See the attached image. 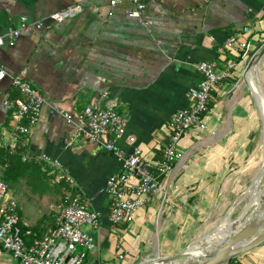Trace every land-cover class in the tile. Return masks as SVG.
Instances as JSON below:
<instances>
[{"label": "crops", "instance_id": "obj_1", "mask_svg": "<svg viewBox=\"0 0 264 264\" xmlns=\"http://www.w3.org/2000/svg\"><path fill=\"white\" fill-rule=\"evenodd\" d=\"M145 2L143 18L135 19L126 14L133 8L131 0L114 8L108 0H0V68L7 73L0 79V148H10L16 126L26 123L17 116L15 101L21 94L12 86V77L23 75L47 100L37 125L15 147L21 149V158L27 157L22 161L31 170L10 186L9 193L18 203L21 229L30 240L42 237L54 228L62 210L64 184L52 183L56 171L40 157L59 160L90 210L101 214L100 229L88 231L97 248L85 264H150L154 258L181 254L199 241L196 237L218 228L210 230L211 225L223 217L231 220V204L241 195L254 197L257 180L264 189V146L259 145L264 70H259L257 83L247 68L264 48V0ZM79 4L82 10L63 23L46 20L53 12ZM23 17L44 25L23 31L10 46L8 34L21 28ZM232 36L249 46L245 56L244 50L221 54ZM225 55L237 60V66L231 79L212 93L206 130L187 132L179 145L183 159L160 180L132 223L114 227L104 189L122 166L100 145L83 139L68 144L85 126L79 113L89 105L113 107L128 119L126 137H135L145 158L156 161L170 118L189 107L190 90L202 80L196 65L223 61ZM126 137L118 143L123 153L133 147ZM119 240L124 260L117 257ZM232 261L264 264V241ZM0 264L19 263L0 246Z\"/></svg>", "mask_w": 264, "mask_h": 264}, {"label": "built area", "instance_id": "obj_2", "mask_svg": "<svg viewBox=\"0 0 264 264\" xmlns=\"http://www.w3.org/2000/svg\"><path fill=\"white\" fill-rule=\"evenodd\" d=\"M124 2L125 0H108L112 8ZM131 4L133 8H128L126 14L135 19L143 18L147 9L145 0H131ZM81 10L80 4L73 5L66 12L51 13L46 20L60 24ZM43 25V21L29 23L28 19L23 17L21 28L8 34V44L14 46L23 31L39 29ZM3 44L4 38L0 36V46ZM248 49L247 44L232 36L220 50L221 54L226 50H244L245 56ZM236 66L235 61H230L219 71L215 61H203L196 65L202 80L190 90L189 107L177 111L170 118L166 140L156 161L145 158L141 147L136 146L135 137H126L128 119L113 107L100 109L89 105L79 113L78 118L85 126L71 135L68 144L83 139L88 143L100 145L116 156L122 166L120 173L108 178L104 189L110 199L108 218L114 227L132 223L149 195L157 191L160 180L171 172L177 161L183 159L179 145L187 132L191 129L206 130L205 119L209 113L212 93L218 89L221 81L232 77ZM6 75V71L0 68V79ZM12 86L21 94V98L15 101L17 116L26 120L25 124H18L12 133L10 149L14 151L16 145L27 137L39 122L47 100L23 75L12 77ZM65 118L68 122L71 121L69 114H65ZM124 137L133 146L128 153H123L118 147ZM40 159L56 171L52 183L64 184L62 210L55 219V226L42 237L34 238L28 245L22 236L18 203L10 195L7 183L0 178V246L19 264H85L88 254L97 248V241L90 232L84 231L83 227L89 226L98 231L101 227V214L90 210L89 201L76 192L75 180L59 160L48 155H43ZM22 160L27 161V157ZM117 249V257L124 260L125 253L121 251L120 240L117 242Z\"/></svg>", "mask_w": 264, "mask_h": 264}, {"label": "water", "instance_id": "obj_3", "mask_svg": "<svg viewBox=\"0 0 264 264\" xmlns=\"http://www.w3.org/2000/svg\"><path fill=\"white\" fill-rule=\"evenodd\" d=\"M238 222L237 225H235ZM215 233V232H214ZM208 237L189 245L185 252L170 258L149 260L150 264H230V262L264 241V189L258 207L244 221H234L230 232L212 241L211 245L202 247Z\"/></svg>", "mask_w": 264, "mask_h": 264}, {"label": "rangeland", "instance_id": "obj_4", "mask_svg": "<svg viewBox=\"0 0 264 264\" xmlns=\"http://www.w3.org/2000/svg\"><path fill=\"white\" fill-rule=\"evenodd\" d=\"M257 53V54H256ZM255 55L253 56L252 59H250L249 61V64L247 65V68L248 70H253V81L257 82L256 81V78L258 77L259 75V70L262 68V70H264V48H262L260 51L256 52ZM255 65V66H254ZM257 74V75H256ZM247 78L249 79V77L247 76ZM262 79V78H261ZM264 79V78H263ZM262 84H263V88H262V91L261 93L263 94L264 96V80H261ZM258 83V82H257ZM254 84V83H253ZM252 84V85H253ZM237 86V85H236ZM253 87V86H252ZM262 115H264L262 113ZM259 145H263L264 146V130H263V135L260 139V142H259ZM264 176V175H263ZM1 177V176H0ZM252 178V177H251ZM255 178V177H254ZM253 178V181L255 180ZM264 178V177H263ZM250 181V179H248ZM246 180V181H248ZM258 184H259V181L257 180V182L255 183V188H253V195L254 197L251 195V194H247L246 197H244L243 195H241L240 197L237 198V201L233 204H231V206H233L232 208H235L234 211H232V213L235 214V216L231 217V220H234L236 218L239 217V219H241V221H244V219H246L247 217H249L250 213H254V211L256 210V208L258 207L259 205V202L261 201V196L260 195V191L259 189L261 190L262 186L261 185L260 187H258ZM263 189V188H262ZM259 196L258 200L257 197ZM253 199V200H252ZM252 200V201H251ZM256 204V206H255ZM232 213H229L230 215H232ZM228 214V213H227ZM227 216V215H226ZM224 218V217H223ZM222 218V219H223ZM220 220V221H217L215 224L211 225L210 226V230H215L217 227L220 228L222 226V223L224 220ZM233 222V221H232ZM83 230L84 231H91V227L89 226H84L83 227ZM227 229L225 228H221V232L222 233H226ZM214 232V231H213ZM212 232V233H213ZM211 233V234H212ZM203 237H212V236H203V235H200L198 237H196L197 241L200 240L201 238ZM193 244V243H192ZM204 245V246H202ZM202 247H207V243H202ZM151 260H156V258L154 259H151ZM200 262H196L195 264H199Z\"/></svg>", "mask_w": 264, "mask_h": 264}, {"label": "trees", "instance_id": "obj_5", "mask_svg": "<svg viewBox=\"0 0 264 264\" xmlns=\"http://www.w3.org/2000/svg\"><path fill=\"white\" fill-rule=\"evenodd\" d=\"M230 61H233V59H227L225 55V60L223 59L222 61L221 59L220 61H216V62L218 64L219 69H223L224 66ZM234 61L237 62V60ZM234 72L235 70H233V73ZM230 79L231 77L224 79L223 81H221V83L228 81ZM209 110H210V103H209ZM20 150L21 149H14V151H11L10 148H0V176H1L0 178L7 183L9 189L10 186L12 187V185L17 181V179L22 176V174H24L26 171L31 170V166L22 161ZM22 236L26 240L28 245H30L34 239V238L32 239L31 237L30 240V236H27L23 230H22ZM27 237H29V239ZM232 263H234V261H232Z\"/></svg>", "mask_w": 264, "mask_h": 264}, {"label": "bare ground", "instance_id": "obj_6", "mask_svg": "<svg viewBox=\"0 0 264 264\" xmlns=\"http://www.w3.org/2000/svg\"><path fill=\"white\" fill-rule=\"evenodd\" d=\"M255 66V65H254ZM250 77V75L248 76ZM260 196V195H259ZM259 196L257 197L256 200H258ZM256 206V204H255ZM233 209V208H232ZM231 224H232V221L229 219V217H226V219L223 221L222 223V226L220 228H217L210 236L212 237H208L210 240H205L204 242H212V241H216L217 238L219 237H222V235H227V233L230 232V229H231ZM221 228H225L227 229L226 233H222L221 232ZM157 256V255H156ZM158 264H162V263H159L157 262Z\"/></svg>", "mask_w": 264, "mask_h": 264}]
</instances>
